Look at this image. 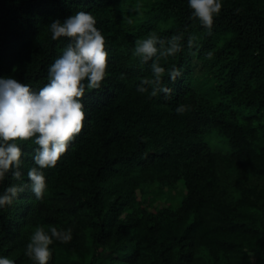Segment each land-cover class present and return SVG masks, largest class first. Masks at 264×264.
<instances>
[{"label": "trees", "instance_id": "1", "mask_svg": "<svg viewBox=\"0 0 264 264\" xmlns=\"http://www.w3.org/2000/svg\"><path fill=\"white\" fill-rule=\"evenodd\" d=\"M221 2L209 36L188 0H0V78L43 87L69 43L48 25L80 10L95 16L108 52L102 89L83 98L81 133L43 169L44 199L26 188L0 209V256L36 264L29 238L55 226L72 239L50 245L49 264H264V0ZM150 34L183 35V51L161 61L168 97L137 91L152 61L133 55L135 42ZM21 147L23 177L9 175L0 193L29 183L36 146ZM155 184L182 189L180 205L152 199Z\"/></svg>", "mask_w": 264, "mask_h": 264}, {"label": "clouds", "instance_id": "2", "mask_svg": "<svg viewBox=\"0 0 264 264\" xmlns=\"http://www.w3.org/2000/svg\"><path fill=\"white\" fill-rule=\"evenodd\" d=\"M192 18L212 35L214 18L222 9L221 0H188ZM134 10H139L138 7ZM95 16L80 10L48 25L52 40L64 37L69 40L61 55L48 69L47 83L38 90L12 77L0 78V183L11 177L19 181L23 177L21 144L31 141L36 147L32 159L34 166L27 171V184H10L0 193V209L13 203L18 195L30 189L37 200H43L47 187L43 169L54 168L69 144L83 129L86 118L83 98L86 93L102 89L107 75L108 52L105 37L96 27ZM183 35H173L167 40L156 34L137 39L133 55L142 63H151V78H144L137 91L147 92L150 98L162 94L171 95V89L164 85L166 69L161 61L183 51ZM188 48L199 51L196 36H189ZM212 58V53H207ZM167 75L175 82L182 75L175 66L167 70ZM147 86V87H146ZM186 107L179 105L178 114H184ZM72 230L49 226H37L26 245L25 255L36 264H49L52 257L50 245L54 241L69 243ZM0 264H15L8 257L0 256Z\"/></svg>", "mask_w": 264, "mask_h": 264}, {"label": "rangeland", "instance_id": "3", "mask_svg": "<svg viewBox=\"0 0 264 264\" xmlns=\"http://www.w3.org/2000/svg\"><path fill=\"white\" fill-rule=\"evenodd\" d=\"M183 196H184V191L180 188L160 190L157 188L156 184L153 191L151 192L152 199L156 201L166 200L170 203H173L176 206L180 205Z\"/></svg>", "mask_w": 264, "mask_h": 264}]
</instances>
